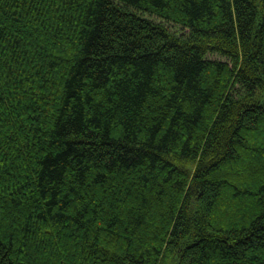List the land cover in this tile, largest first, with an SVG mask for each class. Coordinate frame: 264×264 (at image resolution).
<instances>
[{
    "label": "trees",
    "instance_id": "trees-1",
    "mask_svg": "<svg viewBox=\"0 0 264 264\" xmlns=\"http://www.w3.org/2000/svg\"><path fill=\"white\" fill-rule=\"evenodd\" d=\"M0 264H264V0H0Z\"/></svg>",
    "mask_w": 264,
    "mask_h": 264
},
{
    "label": "rangeland",
    "instance_id": "rangeland-1",
    "mask_svg": "<svg viewBox=\"0 0 264 264\" xmlns=\"http://www.w3.org/2000/svg\"><path fill=\"white\" fill-rule=\"evenodd\" d=\"M166 26L173 31H178V32L180 31V27L178 25H172L170 23H166Z\"/></svg>",
    "mask_w": 264,
    "mask_h": 264
}]
</instances>
